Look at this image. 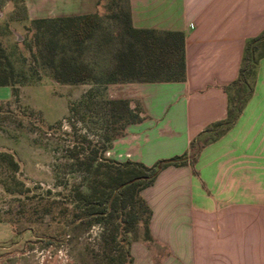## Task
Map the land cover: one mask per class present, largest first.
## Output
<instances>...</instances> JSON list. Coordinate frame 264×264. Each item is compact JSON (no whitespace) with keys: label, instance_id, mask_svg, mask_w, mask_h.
Here are the masks:
<instances>
[{"label":"crops","instance_id":"0c3cea01","mask_svg":"<svg viewBox=\"0 0 264 264\" xmlns=\"http://www.w3.org/2000/svg\"><path fill=\"white\" fill-rule=\"evenodd\" d=\"M101 0H24L28 20L98 14ZM133 29L184 37L185 80L115 84L143 120L129 124L106 158L145 167L189 156L227 115L246 43L264 33V0H128ZM231 128L196 161L160 171L141 192L149 240L133 264H264V56ZM7 87H0L6 98ZM159 181H155L157 185Z\"/></svg>","mask_w":264,"mask_h":264},{"label":"rangeland","instance_id":"374dc122","mask_svg":"<svg viewBox=\"0 0 264 264\" xmlns=\"http://www.w3.org/2000/svg\"><path fill=\"white\" fill-rule=\"evenodd\" d=\"M125 13L126 0H101L98 27L76 48L69 31L36 34L22 4L0 0V44L14 73L7 97H0V264H133L132 246L146 241V213L131 226L124 215L88 225L68 224L63 210L73 206L76 190L89 192L98 162L88 167L91 160L106 158L114 137H122L133 121L128 110L136 104L127 106L111 81L117 56L133 41L124 27ZM48 44L54 65L61 58L84 63L90 79L57 84ZM262 53L264 44L256 56ZM237 93L233 86L231 97ZM160 162L155 163L159 169ZM164 169L152 187H160L158 174Z\"/></svg>","mask_w":264,"mask_h":264},{"label":"trees","instance_id":"16d2710c","mask_svg":"<svg viewBox=\"0 0 264 264\" xmlns=\"http://www.w3.org/2000/svg\"><path fill=\"white\" fill-rule=\"evenodd\" d=\"M22 4L25 12L24 0H17ZM100 17L98 14H90L74 17H60L51 19L30 20L34 25L36 34L50 32L51 35L66 34L68 31L72 35V42L76 48L80 47L88 40L93 31L98 27ZM123 23L126 32L131 35L133 41L127 45V50L117 56L116 69L111 81L115 84L126 83H151V82H183L185 80V52L184 37L178 32L157 33L153 30H136L132 28L128 0H126V13L123 16ZM264 44V33L246 43L242 58L238 78L233 86L237 88L236 97H229L226 118L206 130L204 136L196 139L190 144L189 156L182 155L174 157L168 161L160 162V169L166 167H180L196 161L200 149L227 132L233 125L240 109L243 99L250 95L251 88L247 87L248 75L256 66L258 59L264 53L256 56L257 50ZM47 59L50 63L52 79L61 85L80 84L91 77L90 68L84 63H75L70 58H61L54 65V51L48 44ZM14 80L13 69L8 62L4 50L0 44V87L12 86ZM127 106L129 102H124ZM130 116L134 124L143 120L138 106L129 108ZM118 137H114L117 139ZM14 169L16 163L11 157H7ZM98 161L91 172L89 192L82 193L78 190L70 199L72 207H64V212L68 214V224H88L100 223L104 218H114L118 220L123 215L124 222L132 225L140 219L141 213L147 214V224L145 229L146 241L149 240L148 224L150 209L140 197L141 192L150 187L157 172V164L151 167L132 161L117 162L114 160L99 157L93 158L92 163ZM89 170V168H88ZM87 170V171H88ZM90 172V170H89ZM142 178L131 184L126 182ZM124 185L122 188H119ZM137 207L141 209L138 210ZM121 222H118V226Z\"/></svg>","mask_w":264,"mask_h":264},{"label":"water","instance_id":"95a60500","mask_svg":"<svg viewBox=\"0 0 264 264\" xmlns=\"http://www.w3.org/2000/svg\"><path fill=\"white\" fill-rule=\"evenodd\" d=\"M141 179H142V178H136V179L130 180V181L126 182L124 185L131 184V183H133V182H135V181H138V180H141ZM124 185H121L119 188H122Z\"/></svg>","mask_w":264,"mask_h":264}]
</instances>
